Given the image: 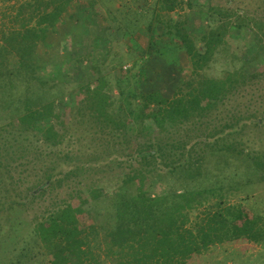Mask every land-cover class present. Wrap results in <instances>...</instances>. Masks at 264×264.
Wrapping results in <instances>:
<instances>
[{"label":"trees","instance_id":"trees-1","mask_svg":"<svg viewBox=\"0 0 264 264\" xmlns=\"http://www.w3.org/2000/svg\"><path fill=\"white\" fill-rule=\"evenodd\" d=\"M37 2L31 13V5L23 6L21 30L4 33L0 42V189L5 181L24 187L25 173L18 169L33 165L39 169L28 201L76 174L83 181L70 203L36 221L30 239L0 264H193L216 247L264 245V215L229 202L233 185L252 193L255 185L264 184L263 141L253 133L264 127V7L261 14H250L210 2L207 13L216 26L203 34L200 48L189 20L169 16L184 0H156L146 10L147 0H136L137 9L129 14L134 24L125 25L124 19L108 27V53L115 43L119 62L114 70L126 75V65L138 66L141 56L132 55L126 35L129 26L136 34L144 25L148 53L183 49L191 77L171 99L121 79L115 96L108 76L97 67L83 75L70 61V79L77 77L79 83L69 103L57 105L54 91L66 72L57 66L51 76L43 75L41 51L49 48L50 33L70 8L87 3L92 16H102V10L91 0ZM158 25L169 38L165 52L157 51ZM233 30L251 34L249 62L259 68L246 73L242 67L212 78L206 71L218 51L228 47ZM78 64L83 68L85 62ZM233 98L241 105L233 104ZM81 132L92 143L90 151L73 150L84 143ZM110 167L121 170L113 175L121 178L114 193L108 186L113 181L88 183L91 172ZM166 182L168 192L158 194L157 186ZM103 199L109 202V217L93 220L86 207Z\"/></svg>","mask_w":264,"mask_h":264},{"label":"rangeland","instance_id":"rangeland-1","mask_svg":"<svg viewBox=\"0 0 264 264\" xmlns=\"http://www.w3.org/2000/svg\"><path fill=\"white\" fill-rule=\"evenodd\" d=\"M91 1L97 3L101 8L102 16H92L87 3L83 5L79 4L76 6V9L70 8L64 16V20L57 26V30L50 33L48 38L49 48L41 51L40 60L43 75L46 77L51 76L54 68L57 66H64L66 72L64 73L65 79L62 82L63 84H60L61 86L58 90L54 91L56 104H68L69 94L76 89V84L79 83L77 77L70 79L73 70L72 66H69L70 61H73L75 69L83 75L88 74L91 67H97L100 70L99 73L108 76L110 82L108 86L110 89H113L115 96H118L116 80L121 79V81L125 82L124 84L130 87L140 88V90L148 88L150 92H160L169 99L173 98L178 89L191 77V64L183 49L178 47L173 52L162 55H159L157 52L155 53V51L148 53L150 37L147 29L142 25L135 34L134 28L129 26L130 33L126 35L125 44L132 48V55L137 53L142 58L140 57L138 66L135 69L132 68L133 63H129L125 66L129 70L128 73L126 75L120 74L118 70H114L116 64L119 63L116 58L117 55L114 54L117 51L115 43L113 44L111 53H108L111 41H108L107 31L109 25L117 24L119 21H124V19L125 25L134 24L129 14L136 11V0H110L106 4L104 2L101 3L99 0ZM232 1L192 0L195 8L191 9L187 6V1L184 0V3L180 4L176 12L169 16L174 21L180 19L189 20V30L197 39V45L201 48L203 46V42L201 41L203 34H206L211 28L216 26L209 19L210 16L207 13V5L210 2L224 8H228V5H230L232 9H241L250 14H261V9L264 7L263 0ZM155 2L156 0H147V6L142 5L143 9L155 5ZM37 3V0H0V42L4 33L11 30H21L20 26L23 19L20 13L23 6L31 5L32 7L29 9L31 13L38 8ZM197 8H203V10H198ZM142 13L144 17L148 15L147 11H143ZM105 17L109 18V24L104 20L106 19ZM148 20L146 17L147 22ZM33 27L32 25L28 28ZM156 30L158 32L155 38L157 41V51L163 50L165 52L163 48L167 46L169 38L164 36L162 25H158ZM228 41V47L218 51L210 68L206 71L210 77L219 79L226 72H233L242 67L246 73L258 70V64L254 65L252 62H249L251 53L247 50V47L252 43V37L249 32L241 33L233 30L229 35ZM82 61L85 62L83 67L85 70L78 64V62L82 63ZM142 69L145 73L140 72ZM50 78H53V76ZM28 86L32 87L30 83ZM25 87L21 89L23 93L19 92L20 97H24ZM34 88L38 89L37 87ZM262 89H264V85ZM232 102L233 104H240L237 98H233ZM253 133L258 138V141H263L260 144L264 147V127L254 128ZM79 137L86 138L83 139L84 143L81 146L74 147L73 150L80 148L78 151L84 152L92 143L89 141L88 135H83V132L79 133ZM81 147L83 148L81 149ZM87 151H90V149ZM206 166L208 168L211 167V165ZM37 169L39 167L35 165L29 167L27 171L25 169H18V172L22 171V173H25V177H22L24 187H20L17 182L13 181L9 183L5 181L1 186L0 263L6 258L10 259L13 256L12 250L15 247L20 248L23 246L22 241L30 239L29 237L32 234L36 221L70 203L72 198L77 194L78 184L80 185V182L83 181L81 176L76 174L60 188L57 187L54 190L48 189L46 192L43 191L39 197H35V201H28L26 197L28 196L29 189L35 185L36 179L34 173ZM117 171L121 172V170L110 167L102 172L99 171V173L98 171L91 172L90 182L88 183L97 178L99 181L105 179L113 181L112 185L110 183L108 186L111 189L110 193H114L117 183L119 184L121 179L119 177L120 174L113 176ZM241 171L243 172V169ZM18 172L15 173L14 177L17 176L18 178ZM160 184L162 186H157V193L166 194L169 190V182ZM233 188H235V195L229 200L231 204H243L250 207L255 213L264 215V184L255 185L252 193H247L244 189L240 190L239 185H233ZM109 209V202L105 199L98 205H95V207H86L87 212H89L93 220L101 218L100 222L105 217H109ZM193 264H264V245L241 243L216 247L204 256L196 258Z\"/></svg>","mask_w":264,"mask_h":264}]
</instances>
